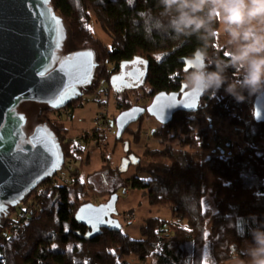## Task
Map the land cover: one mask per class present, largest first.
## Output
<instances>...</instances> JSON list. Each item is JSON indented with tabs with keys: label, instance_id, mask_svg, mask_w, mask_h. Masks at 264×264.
I'll return each mask as SVG.
<instances>
[{
	"label": "trees",
	"instance_id": "obj_1",
	"mask_svg": "<svg viewBox=\"0 0 264 264\" xmlns=\"http://www.w3.org/2000/svg\"><path fill=\"white\" fill-rule=\"evenodd\" d=\"M51 5L63 18L72 43L100 54L107 82L110 64L119 67L141 59L148 63L150 97L179 92L195 71L191 60L199 55L205 75L215 73L222 84L206 91L197 113L180 112L168 125L152 129L159 147L145 152L150 163L137 165L138 176L119 184L120 168H111L110 157L99 173L102 194L115 195L118 185L142 190L150 205L169 208L176 221L147 219L141 240L114 225L101 230L84 226L76 213L92 203L93 195L74 171L78 179L73 186H52L29 196H35L37 204L26 222L13 223L9 217L17 208L10 210L0 226V264H224L243 258L245 243L258 245L257 237L264 236V123L253 117L264 82L254 91L244 86L247 69L233 62L227 46L219 47L220 21L210 14L212 5L197 12L183 10L203 22L199 29L194 25L178 29L180 11L176 5L167 7L165 0H52ZM90 12L111 37V48L93 34ZM260 33L264 35V27ZM229 89L245 100L238 103ZM96 90L97 84L89 93ZM118 107L121 111L133 107L130 97ZM209 120L230 129L225 148L212 149L217 137ZM142 121L137 131L128 130L136 145L143 137ZM68 131L67 125L58 131L62 142V133ZM114 137L115 146L125 141L124 135L119 141ZM62 148L68 163L82 165L83 147L70 141ZM86 158L88 165L90 154ZM206 197L214 208L205 206ZM130 256L139 262H130Z\"/></svg>",
	"mask_w": 264,
	"mask_h": 264
},
{
	"label": "water",
	"instance_id": "obj_2",
	"mask_svg": "<svg viewBox=\"0 0 264 264\" xmlns=\"http://www.w3.org/2000/svg\"><path fill=\"white\" fill-rule=\"evenodd\" d=\"M51 3L52 0H0V226L11 209L17 208L48 177L60 172L65 163L61 143L46 124L36 127L27 139V118L18 112L19 105L33 101L62 109L83 95L81 88L91 85L98 66L94 51L89 49L56 64L66 25ZM139 62L145 65L139 85L142 87L147 82L148 63L134 59L122 63V67ZM118 77H111L113 87ZM205 93L183 87L179 92L156 94L147 107L134 106L120 112L113 123L117 140L145 115L165 126L180 112L197 113ZM253 117L256 123H264V89L254 101ZM126 149L129 150L128 143ZM133 158L131 155L128 161ZM139 164L140 160L134 162ZM125 166L127 169L130 163L125 161ZM110 212L109 204L87 203L78 209L76 219L84 226L101 230L114 222Z\"/></svg>",
	"mask_w": 264,
	"mask_h": 264
},
{
	"label": "rangeland",
	"instance_id": "obj_3",
	"mask_svg": "<svg viewBox=\"0 0 264 264\" xmlns=\"http://www.w3.org/2000/svg\"><path fill=\"white\" fill-rule=\"evenodd\" d=\"M90 26L93 34L100 39L103 44L111 48L112 39L111 37L99 26L96 22L93 13L90 12ZM254 27V33L257 35H262L260 33L261 27H264V22L261 20L254 19L242 26L241 31L247 30ZM219 35V47L227 46V54L230 56L239 54L240 48L244 45L241 40L234 41L232 36L226 30V25L220 21V27L218 31ZM264 55V53H260ZM247 69V63H243ZM110 70H113L114 66H109ZM108 86V85H107ZM107 89L106 86H104ZM145 89L141 90L136 95L130 94L129 97L133 105L145 106L151 101L150 97V87L147 85ZM102 90V88H101ZM84 107L79 108L74 117L75 124L67 125L65 123H55L57 133L65 125L71 128V131L62 133V138L64 139H75L84 149V159L82 165L79 162L68 163L64 170L59 172L55 177L49 181L47 185L41 187L39 191L46 188L53 187H70L73 186L78 179L77 176L73 174L74 171H78L79 178L82 177L88 183L86 186L91 190L93 195L91 202L94 205H100L104 201L110 205L111 218L114 220L112 225L119 226L122 232L129 236L133 240H141V227L145 224V221L150 218H161L166 221H176L177 218L173 216L171 210L165 206H152L149 204L147 196L142 190H127L122 186H117L115 189L116 194H102L103 189L101 188L102 177L99 174L105 165H107V158L110 157V166L113 169L120 168V173L116 176L118 181H125L126 179L138 176L137 165H131L126 169L125 158H126V144L118 143L117 146L114 145L116 128L111 127L109 120L115 119L119 113V107L115 100V95L108 90L106 95L95 96V94L89 95L83 100L82 104ZM102 116L101 119V129L93 130L97 127V120ZM66 116V115H65ZM62 115L58 121H64L67 117ZM52 119L56 116L50 115ZM99 123V122H98ZM206 124L205 122L203 123ZM211 128L216 132L217 139L220 138L222 142L217 144V141L212 144V149H216L217 146L225 148L226 144L230 140L229 132L230 129L225 127L220 121L211 120L209 121ZM143 137L140 144L136 145L133 143V136L130 131H128L123 139L131 143V150L134 154L141 158L140 166L145 167L150 163V157L145 155V152L149 149H155L159 147V143L156 142L151 137V131L153 128L158 127V123L153 118L145 117L142 122ZM139 124H134L131 127L132 131H137L139 129ZM73 128V129H72ZM82 129V131L78 130ZM97 131V133H96ZM232 132V131H231ZM69 133V134H68ZM176 147L177 144H174ZM114 152H113V151ZM227 150V149H225ZM90 154V163L87 165L86 155ZM32 195V194H31ZM33 197H31L32 199ZM210 197H206L204 204L206 207L214 208V203H210ZM133 218L132 223L129 221ZM127 218L129 221H127ZM259 245L251 244L246 242L243 251L247 253L243 258H236L228 261L224 264H252L254 259L255 250ZM128 260L132 263H138L139 260L135 256L128 257Z\"/></svg>",
	"mask_w": 264,
	"mask_h": 264
},
{
	"label": "clouds",
	"instance_id": "obj_4",
	"mask_svg": "<svg viewBox=\"0 0 264 264\" xmlns=\"http://www.w3.org/2000/svg\"><path fill=\"white\" fill-rule=\"evenodd\" d=\"M211 4L210 14L216 17L224 25L226 30L232 36L234 41H249L239 50V54L233 55L234 63H247V77L244 86L250 90H257L258 86L264 82V35H257L249 28L241 31L246 23L260 19L264 22V0H165V5L171 7L176 5L180 15L177 19L176 27L185 28L195 26L199 29L203 22L190 15L184 9H190L192 12L202 11L204 5ZM191 65L195 69L192 76L189 77L186 87L192 91L201 93L210 88L219 89L222 80L215 73L205 75L203 58L197 55L191 60ZM230 94L234 95L236 101L243 102L245 98L229 89ZM259 247L255 250L252 264H264V236L257 237Z\"/></svg>",
	"mask_w": 264,
	"mask_h": 264
},
{
	"label": "flooded vegetation",
	"instance_id": "obj_5",
	"mask_svg": "<svg viewBox=\"0 0 264 264\" xmlns=\"http://www.w3.org/2000/svg\"><path fill=\"white\" fill-rule=\"evenodd\" d=\"M65 35H66V37H65V41L63 43L62 49L57 52L56 64L61 62L63 59H66L68 57H72L74 55V53H76L78 51L87 50V49L93 50L95 53V62L98 63V66L95 68V71H94V78L91 80L90 86H85V87L81 88V91L83 92L82 96H80L78 99L72 100L66 107L59 109V110H55V109L49 107L46 103L33 102V101H23L18 107V112L21 114H24L27 118V124L25 127V132L27 134L28 140H29V137L34 132L36 127L46 124L48 126V128L50 129V132L52 131L56 135V137L58 138V140L61 143V146H62V143L75 141V139L72 138V139H64V141L62 142L59 139V137L57 135L56 127L53 124H54V122L55 123H57V122L65 123L67 125L75 124V121H74L75 113L79 108L84 107L81 104L87 96L92 95V94H95V96H100L102 94L106 95L108 93V90H110L115 95V100L119 106V103L122 100L128 99L130 94L136 95V92L139 89L144 88L145 86L148 85V83L146 82V84L144 86L139 87V85L143 81L144 71H145V65L143 62H139L136 64H127V65H125L124 69L122 67V64L119 67H117L116 65L110 64L109 66L112 65V66H114V68H113V70H110V67H108L109 72H111V76L109 78V82H107L105 79V76H104L105 75L104 71L106 69V63L102 60L100 54H98L94 49H92L90 47L75 46L71 41L70 31L67 27H66ZM100 75L102 77L98 78V76H100ZM116 75H118L119 77L117 78L115 86L113 87L110 83V79L112 76H116ZM96 84H97V90L94 93L90 94L89 90ZM104 86H106L107 89H105ZM101 88H102V90H101ZM153 97H151V101L149 102V104L145 105L144 107H147L148 105H150ZM134 106H140V105H133V107ZM120 112H122V111L120 110L119 113L117 114V116L120 114ZM50 115H54V116H56V118L52 119L51 117H49ZM62 115L63 116L66 115L65 116V117H67L66 120L58 121L62 117ZM116 117H115V119H116ZM145 117H149V116L145 115L140 120L144 121ZM101 119H102V116L100 115V117L97 120L99 123L97 122V127L93 130H97V129L102 130L101 129V123H102ZM115 119L109 120V124L111 127H114L113 123H114ZM140 120H139V122H140ZM139 122H137L135 124L137 125V124H139ZM132 125H134V124H132ZM158 125H160V124L158 123ZM129 129H131V126L126 130L124 135L127 133V131ZM69 130L71 131L70 127H69ZM78 130L82 131V129H79V128H78ZM126 143H128V145H129V142L125 140L123 142V144H126ZM131 155H134L135 158L131 159L129 162L128 160L130 159ZM138 160H140V162H141V158L138 157L133 152H131V150H128L126 152L125 161L130 163V166L134 165V162H136ZM67 164H68V161L65 158V163L63 165L62 170L65 169ZM57 174H55L54 176L48 177L47 180L44 183L40 184L33 192L39 191L41 189V187L45 185L46 182L51 181V179L53 177H55Z\"/></svg>",
	"mask_w": 264,
	"mask_h": 264
},
{
	"label": "built area",
	"instance_id": "obj_6",
	"mask_svg": "<svg viewBox=\"0 0 264 264\" xmlns=\"http://www.w3.org/2000/svg\"><path fill=\"white\" fill-rule=\"evenodd\" d=\"M219 142H222L220 138L217 139V144ZM38 192L40 194V191ZM32 197H33L32 199L31 197H27L24 201H22L20 205L17 207V211L13 212L11 216L9 217V219L16 225L20 224L21 221L26 222L29 219V217H31L32 208L33 206L37 204L36 200H34L35 196H32ZM130 219L131 220L129 221V219L127 218V221H129L130 223L135 221L133 220V218H130Z\"/></svg>",
	"mask_w": 264,
	"mask_h": 264
},
{
	"label": "crops",
	"instance_id": "obj_7",
	"mask_svg": "<svg viewBox=\"0 0 264 264\" xmlns=\"http://www.w3.org/2000/svg\"><path fill=\"white\" fill-rule=\"evenodd\" d=\"M218 39H219V35H218ZM224 47V46H223Z\"/></svg>",
	"mask_w": 264,
	"mask_h": 264
}]
</instances>
